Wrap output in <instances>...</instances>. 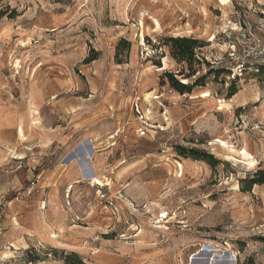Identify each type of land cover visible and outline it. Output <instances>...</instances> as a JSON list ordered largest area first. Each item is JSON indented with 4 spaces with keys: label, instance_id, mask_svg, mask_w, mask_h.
Returning a JSON list of instances; mask_svg holds the SVG:
<instances>
[{
    "label": "rangeland",
    "instance_id": "obj_1",
    "mask_svg": "<svg viewBox=\"0 0 264 264\" xmlns=\"http://www.w3.org/2000/svg\"><path fill=\"white\" fill-rule=\"evenodd\" d=\"M71 149L101 185L41 193ZM2 154L0 264H264V0H0Z\"/></svg>",
    "mask_w": 264,
    "mask_h": 264
},
{
    "label": "crops",
    "instance_id": "obj_2",
    "mask_svg": "<svg viewBox=\"0 0 264 264\" xmlns=\"http://www.w3.org/2000/svg\"><path fill=\"white\" fill-rule=\"evenodd\" d=\"M18 133L19 135L22 134V127L21 125L19 126L18 128ZM23 136V134L21 135ZM42 138L39 139V141L37 142H42ZM65 140V139H64ZM62 141V139H59L57 136H53L50 138L49 140V143L54 146V147H58L60 144L61 145H67L69 143V138H66V141ZM28 142V141H26ZM47 143V144H49ZM72 146V145H71ZM21 148L18 147V149H15L14 151V156H12L11 158H13L12 160H16V161H20L23 160H28L30 154L32 153H29V151L27 149H22V152H19ZM38 150V149H37ZM73 149H71L70 151L66 152L64 154V156L61 158V169L57 172H55V170L52 168H49V169H38V171L40 170V172H38L37 174V178L35 180L36 184V188H40L41 189V193L43 192L42 190H46V191H51L52 193H55L56 189L60 186L62 187H65L66 185L68 184H78L80 182H83V180L87 177H91V175H95L96 176V172H94V170H92L90 167H86L84 166L83 164L81 165H76V161L72 159L71 157V153L73 152L72 151ZM50 150H48L47 152H49ZM41 152V151H39ZM46 152V151H45ZM43 153L45 156L47 153ZM5 153V152H4ZM42 153V152H41ZM4 154L0 155V160L2 161V163H4V160H6V158L3 156ZM41 155V154H40ZM41 158V157H39ZM38 158V159H39ZM72 159V160H71ZM9 160V159H7ZM75 161V162H74ZM1 164V163H0ZM54 168H57V166H54ZM37 171V170H36ZM31 172V169L29 170V172H27L25 174V176L27 177L28 173ZM55 173H57V176L55 177ZM54 174V175H53ZM100 175V174H98ZM97 175V176H98ZM17 180V179H16ZM16 180L12 181L13 185H10V184H0V191L4 190L7 191V190H10L11 188H21V184L18 182V183H15ZM42 199V198H40ZM39 199L36 198V200H34V203H37L36 204V208H38V204H39ZM8 203H11V200L8 202ZM15 208H17L18 210L16 211V214H15V219L22 223V225L24 224V221H23V210H22V206L21 205H18L16 206ZM40 211V209H39ZM41 212V211H40ZM42 213V212H41ZM5 213L3 212V215ZM12 215V214H10ZM10 215L8 217H10ZM6 216V214H5ZM3 220V219H2ZM7 224L9 222H6ZM47 226V227H45ZM45 226H40L38 230H41V231H46L47 229H49V226L48 225H45ZM20 227L23 228L24 231H26V227L25 226H21ZM7 230V229H6ZM5 230V232L2 234V237H5L7 231ZM21 230V229H20Z\"/></svg>",
    "mask_w": 264,
    "mask_h": 264
},
{
    "label": "trees",
    "instance_id": "obj_3",
    "mask_svg": "<svg viewBox=\"0 0 264 264\" xmlns=\"http://www.w3.org/2000/svg\"><path fill=\"white\" fill-rule=\"evenodd\" d=\"M174 56L179 61H190L194 54V48L198 45L199 41L190 37H171L169 39ZM262 70V67L258 69ZM168 81L171 86L178 92L184 93L188 91V84L179 83L171 73H166ZM234 87L231 89V94H234ZM251 184H264V167L257 169L252 177L249 179ZM62 259L64 264H87L83 259L74 252H66ZM246 264H249L248 262ZM250 264H253V261H250Z\"/></svg>",
    "mask_w": 264,
    "mask_h": 264
},
{
    "label": "built area",
    "instance_id": "obj_4",
    "mask_svg": "<svg viewBox=\"0 0 264 264\" xmlns=\"http://www.w3.org/2000/svg\"><path fill=\"white\" fill-rule=\"evenodd\" d=\"M256 53L255 52H246L243 55V58L240 60V66L247 65L248 63L251 64V62L256 59ZM30 187L25 188L24 192H29ZM16 199H20L22 198L20 195L15 197ZM10 201V200H9ZM9 201H5V200H0V236H2V234L5 232V230L7 229L6 225L3 224V220H2V215H3V209L4 207L9 204Z\"/></svg>",
    "mask_w": 264,
    "mask_h": 264
},
{
    "label": "bare ground",
    "instance_id": "obj_5",
    "mask_svg": "<svg viewBox=\"0 0 264 264\" xmlns=\"http://www.w3.org/2000/svg\"><path fill=\"white\" fill-rule=\"evenodd\" d=\"M151 18H152V16H151ZM153 21H154V23L157 25V26H159V21H158V19H156V17L155 18H153ZM142 39H144L143 38V33L141 34V40ZM159 68H161V67H159ZM217 140V139H216ZM213 142V141H212ZM217 142V141H216ZM219 142H220V140H219ZM221 142H223V141H221ZM218 145H220V144H218ZM228 146V148L230 147L229 145H227ZM92 181L93 182H96V183H99L100 185H101V182H100V180H98V177L97 176H93L92 178ZM55 233H51V236L52 237H54L55 235H54ZM201 251H213L212 250V248H211V246L210 245H208V244H204L203 245V247H202V249H201ZM196 254V253H195ZM217 254V253H216ZM219 254V253H218ZM211 256V255H210ZM215 257V256H214ZM211 258V257H210ZM213 258V257H212ZM212 263V261L210 262V264Z\"/></svg>",
    "mask_w": 264,
    "mask_h": 264
}]
</instances>
